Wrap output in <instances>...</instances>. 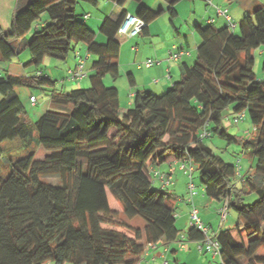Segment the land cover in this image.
I'll use <instances>...</instances> for the list:
<instances>
[{
  "label": "trees",
  "instance_id": "obj_1",
  "mask_svg": "<svg viewBox=\"0 0 264 264\" xmlns=\"http://www.w3.org/2000/svg\"><path fill=\"white\" fill-rule=\"evenodd\" d=\"M110 1L123 6L128 0ZM168 1L173 17L178 0ZM79 2L98 0H26L16 7L10 30L0 26V61L30 53L24 74H0V144L18 138L29 146L34 140L47 151L42 159L32 151L0 176V264H136L145 245L156 241L176 251L180 230L172 203L184 198L167 186L154 187L151 178L153 169L174 159L190 161L205 195L227 200V210L237 214L233 226L217 233L219 264H264V77L257 79L252 69L253 51L264 48V6L243 15L237 33L228 24L197 25L195 62L184 65L165 93L138 89L128 106L103 81L120 74L116 35L127 11L103 19L98 32L106 41L99 43L86 18L77 17ZM161 11L140 5L141 33ZM77 44L95 56L90 85L62 91L40 65L45 57L65 60ZM17 86L41 88L54 108L29 119L13 93ZM243 111L252 129L246 137L228 133L234 122L225 118ZM204 127L207 137L216 134L251 152L252 170L239 182V159L229 163L217 154L207 137H199ZM49 177L59 185L46 182ZM250 192L258 198L246 204L243 194ZM121 213L141 217L145 226L128 223ZM182 234L189 241L204 238L191 225Z\"/></svg>",
  "mask_w": 264,
  "mask_h": 264
},
{
  "label": "crops",
  "instance_id": "obj_2",
  "mask_svg": "<svg viewBox=\"0 0 264 264\" xmlns=\"http://www.w3.org/2000/svg\"><path fill=\"white\" fill-rule=\"evenodd\" d=\"M25 1L26 0H0V26L4 31L7 32L10 30L12 15L16 7L20 4H23ZM147 2H149V5H141L147 6L151 9H161L162 11L159 16L148 23L147 29L145 31H143L142 33L140 32L134 37L128 38L132 41L129 51H132L133 54L129 57L128 61H126L125 63H121V67L127 68L128 70L126 75L129 84L128 87L124 89L120 87L122 85H116L118 88H121L120 91H118L119 99L121 100V102H124L128 106H131L133 104L134 94L136 90L140 89L149 90L151 92H164L172 85L173 82H175L180 77L184 65H188L192 60V53L194 52L196 55V47L200 43V38L196 32L197 25L205 27L210 24L215 28H222L227 25L226 18L223 15L217 14L215 8L216 6L220 9L227 10V13L231 17V20L235 23L234 30L236 33L238 31V22L243 17V15L251 12L258 6H264V0H211L212 5L208 4L206 0H178L173 5L175 15L171 17L170 13L168 12V0H149ZM139 7L140 6L136 5V12ZM123 9H125L127 12L136 14V12L134 13L133 11H129L126 8H122V6L115 5L109 15L116 16ZM104 14L105 13H102V16L97 19V25L99 24ZM83 15H88L86 19L91 18V15L89 13H83ZM105 17L106 16H104L103 18ZM211 19L212 21L210 22ZM86 24L88 25L87 22ZM88 27L91 28L90 25H88ZM137 36H142L143 38L139 40L137 39ZM128 39L121 35H116V40L120 43L119 55L122 54L123 51L121 49L122 42L127 41ZM173 46L185 49L189 52V54L182 55L178 60H170L168 58V52ZM133 47L135 48L133 49ZM76 50L80 51V54L83 55V52L80 49L75 48L74 51ZM125 51H127V49H125ZM86 54L88 53L86 52ZM148 58L157 60L158 63H154L153 65L146 67L143 65V62ZM72 62V64H69V62L65 60V64H67L65 75L70 68H73L75 66V54L72 57ZM117 62L119 64L121 60L119 59L117 60ZM4 63L5 62L0 61V74H4L7 72L14 74H24L26 72H11L3 66ZM60 67H62L61 64L57 63L55 68L56 70H60ZM88 75H90L89 72ZM83 80L76 82L68 81L66 79L61 82L56 81L55 87L62 91H67L69 90V88L71 90L73 88H76L75 86L77 85V83L82 82ZM115 80L110 75H106L103 79L104 82H112ZM31 95L32 94H29L28 97ZM248 164L249 165L247 169L241 166V173L239 172L240 175H237L235 182H239L242 174L250 172L251 162H248ZM163 165L166 166V170L164 171H168V162L164 163ZM151 166L152 165L148 166V168L150 169ZM172 169L173 170L171 175H174L173 173L179 172L177 166L173 167ZM179 173H181V171ZM173 177L174 176H172V178ZM158 186H160V184ZM174 188L176 187L174 186ZM172 192L174 193V196H182L183 198L186 197V193L185 195H182L177 194L176 192H174V190H172ZM198 193L194 197V205L197 209L200 219L202 220L203 224L206 225L210 230L219 231V229L222 228L224 220H220L218 208L225 203V200H211L205 195L204 192L203 194H200V196L198 195ZM178 200L174 199L172 203L175 210L178 212L177 220L179 219V222L182 223V226L187 225L189 227V204L185 200L181 202H179ZM212 201H215L216 203L213 204ZM216 227L217 229H215ZM190 245L196 246V243H191ZM190 245H188L187 249H189ZM171 251L172 249L168 252V254ZM158 262L159 251L156 250L151 251L146 260L142 262V264H157Z\"/></svg>",
  "mask_w": 264,
  "mask_h": 264
},
{
  "label": "rangeland",
  "instance_id": "obj_3",
  "mask_svg": "<svg viewBox=\"0 0 264 264\" xmlns=\"http://www.w3.org/2000/svg\"><path fill=\"white\" fill-rule=\"evenodd\" d=\"M149 0H142L141 2H137L134 0H128L122 8H126L129 11H133L134 13L136 12V5L140 6L141 4H146L149 5L147 2ZM83 6V7H82ZM114 3L111 2L110 0H98L96 5H92L90 3L86 2H79L76 5V14L77 17L80 19L83 18V13H89L91 15V18L85 19V21L88 23V25L91 26L93 31L96 32V38L95 40L99 43H105L106 37L98 32L99 26L101 22L103 21L104 16H109L111 13L112 8L114 7ZM84 9V10H83ZM134 9V10H133ZM102 13H105L104 16L101 18L99 22V26L96 24V21L98 18L102 16ZM42 17L45 19L47 16L46 14H42ZM143 37L142 36H137V39L141 40ZM132 41L127 40L122 42L121 44V49L122 54H120L117 58V60H121L119 62L120 65V74L116 78L115 81L108 82L105 81L104 84L107 86H115L118 88L116 85H122L123 89L128 87V78H127V68H122L121 63H125L128 61L129 57L133 54L132 51H129L130 45ZM77 49H80L83 52V55L86 54L85 47L82 44H77L75 46ZM127 49V51H125ZM74 56V50H70L66 59L69 64H72V57ZM253 56H254V64H253V71L256 75L257 79H262L264 77V72L262 70V65L264 62V48L260 47L257 48L253 51ZM30 58V53L28 49H25L21 52V54L12 59L10 62H5L3 66L7 68L11 72H16V73H23L26 71L23 67L22 64L23 62L28 61ZM95 56L92 54H89V58L86 60V70L91 74L93 73V70L91 69V64L92 61L94 60ZM65 60H60V59H55L52 57H45L43 60L42 64L40 65V69L42 72L50 75L52 79H55L57 82H61L65 79H67L65 75V69L67 67V64H65ZM196 60V55L193 52L192 53V60L189 63V65H192ZM59 63L61 64L62 67H60V70H56V64ZM35 73V72H34ZM108 76V75H107ZM90 82L88 76L85 77V79L82 82L77 83L75 87H89ZM121 88H118V91H120ZM70 90V88H69ZM67 90V91H69ZM167 90L164 92H152L156 95H161L165 93ZM13 93L18 95L20 99L23 102L24 109L26 111V115L28 116L29 119L31 120H36L41 114H43L46 110L54 108V106L50 103L49 98L45 94L44 90H42L39 87H24V86H17L14 88ZM32 94L36 98V102L33 105H30L31 103L29 102V97L28 95ZM123 101V100H122ZM124 103V102H122ZM125 104V103H124ZM252 129L251 123L249 121V118L247 115H245L244 118L240 119L238 123H233V124H228L226 126V130L228 133L236 135V136H243L246 137L247 134H245L246 131H250ZM36 136V130H34V137ZM205 142L217 153L219 154L225 161L229 163L235 162L237 159L240 160V165L244 168H248V162L250 164V169L252 170V162H253V156L251 152L245 151L243 152L241 149L240 144L236 143H229L225 139L219 138L216 134H212L210 137H207L205 139ZM1 148V153H0V176L1 177H6L11 169V164L14 163L15 161L28 156L29 153L34 151V158L35 159H42L47 151L40 146L36 145V142L32 140L29 146H25L23 142L18 139H10V140H5L1 142L0 144ZM160 170L164 171L166 170L165 165H161L159 167ZM180 172V171H179ZM173 173L174 176L172 178V183L167 186L168 190H174L177 194H182L185 195L186 193V184H187V175L184 173ZM192 179L195 185L197 186L199 193L203 194L204 190L202 185L200 184V177L198 174V171L194 169L192 173ZM46 182L52 185H59L60 181L58 178L54 177H49L45 179ZM176 182V184H175ZM159 182L156 180H153V186L158 187ZM175 184V185H174ZM174 186L176 188H174ZM198 196V197H199ZM197 197V198H198ZM258 198V193L257 192H250V193H245L243 194V202L246 204L252 203L254 200ZM181 202V201H179ZM212 203H216L215 201H212ZM178 214V212H177ZM120 218L124 219L128 223L136 226V227H143L145 224V221L139 217L135 216L133 218H127L123 213L120 214ZM237 222V214L236 212L230 208L228 210L227 218L223 221L222 228L219 229L221 230H226L230 226H233ZM176 226L179 228V234H182L187 231L188 226L183 225L182 223L179 222V219H176ZM217 229V227L215 228ZM191 243L195 242H188L187 244L190 245ZM177 243H173L172 248H177ZM160 254V253H159ZM167 261L168 264H219V258L212 256L209 252H203L200 253L197 249V247L194 245H190L189 249H176L175 252H170L169 254L167 253ZM243 264V261H240ZM161 263V259L159 258V262L157 264ZM45 264H54L52 261H47Z\"/></svg>",
  "mask_w": 264,
  "mask_h": 264
},
{
  "label": "built area",
  "instance_id": "obj_4",
  "mask_svg": "<svg viewBox=\"0 0 264 264\" xmlns=\"http://www.w3.org/2000/svg\"><path fill=\"white\" fill-rule=\"evenodd\" d=\"M208 4L212 5L211 0H206ZM216 12L219 15H223L226 18L227 24L233 29L235 27V23L231 20V17L227 13L226 9H220L219 7H215ZM88 15H85L84 18H87ZM212 19L210 20V22ZM143 20L138 17L137 15L127 12L118 28L117 34L121 35L125 38H131L136 35H138L142 28L144 27ZM135 47H133L134 49ZM76 63L73 68H70L67 71L66 77L68 81L76 82L85 79V77L88 76V72L85 68L86 66V60L88 58V54L81 55L80 51L76 50L74 51ZM189 54V52L185 49L178 48L177 46H173L169 52H168V58L170 60H178L182 55ZM154 63H158L157 60H154L152 58H148L143 62V65L146 67H149L153 65ZM41 72H38L37 75H39ZM29 102L31 104H35L36 98L35 96L29 97ZM246 115V112H240L232 116V119L225 118V120L229 122L237 123L240 119L244 118ZM209 135V132L204 127L200 133L199 137L201 139L206 138ZM169 170L167 172H163L160 170H152L151 171V178L153 180H157L161 187L169 186L172 183V168L177 166L178 170L183 172L187 175V193L184 200L189 204V225L195 226L197 229L201 230L204 234V238L200 241H194L196 243V247L200 253L202 252H209L212 256L219 258V263H222L221 255H220V243L217 239V233L218 231H212L210 230L206 225L203 224L202 220L200 219L197 209L194 205V197L198 193V188L193 182L192 173L194 171V166L190 161L185 160H177L174 159L170 162H168ZM236 166L238 169L239 174V160L236 161ZM228 210H227V200H225V203L218 208V214L220 216V220H225L227 216ZM177 215V214H176ZM188 242H192L186 239V236L184 234H180L177 243L178 249H187L188 248ZM170 243L156 241V242H149L145 245L144 252L138 262L136 264H141L143 261L146 260L147 256L150 254L151 251H159V258L161 259L160 264H168L167 261V253L169 252ZM153 258V257H152ZM45 264V263H43Z\"/></svg>",
  "mask_w": 264,
  "mask_h": 264
},
{
  "label": "clouds",
  "instance_id": "obj_5",
  "mask_svg": "<svg viewBox=\"0 0 264 264\" xmlns=\"http://www.w3.org/2000/svg\"><path fill=\"white\" fill-rule=\"evenodd\" d=\"M136 15V14H135Z\"/></svg>",
  "mask_w": 264,
  "mask_h": 264
}]
</instances>
